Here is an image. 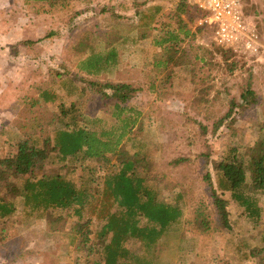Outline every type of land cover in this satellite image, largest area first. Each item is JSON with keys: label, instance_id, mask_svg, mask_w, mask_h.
Listing matches in <instances>:
<instances>
[{"label": "rangeland", "instance_id": "rangeland-1", "mask_svg": "<svg viewBox=\"0 0 264 264\" xmlns=\"http://www.w3.org/2000/svg\"><path fill=\"white\" fill-rule=\"evenodd\" d=\"M54 1L57 3L53 6H31L26 0H0V156L14 151L17 138L31 134L32 130L24 125L32 109L49 114L57 111L59 104H69L73 99L69 92L77 91L78 82L88 77L78 70L79 60L91 50L102 51V36L118 28V63L102 74L138 86L128 101L138 113L129 112L136 116L130 135L137 142L136 149H128L129 154L141 147L142 175L147 180H167L174 185V189H162L153 183L160 197L176 189L183 192L180 224L162 234L153 250L142 251L144 256L151 259L150 264H264V195L259 196L261 215L255 227L227 194H222L228 200L230 227L226 229L217 222L203 180L207 170L214 178L211 164L230 146L243 150L262 134L258 125L264 122V0H242L245 16L261 45L259 60L252 62L236 58L231 52L223 60L213 49L210 28L199 27L200 16L188 0H153L162 10L150 29L144 25L147 15L137 17L136 12L143 7L133 5L134 0ZM176 23L183 29L188 27L189 32L187 36L179 34L182 41L174 46V58L182 53L181 62L168 64L172 68L168 75L167 69H152L153 54L163 53L152 40L159 39L163 29L177 31ZM138 24L143 32H149L147 37H139ZM80 33L89 38L90 47L86 53L73 56L70 44ZM230 62L234 66L231 71ZM165 74L168 80L160 81ZM39 85L53 91L57 98L53 102L39 101L28 109L38 96ZM246 85L256 94V102L243 111L235 108L232 118L223 119V124L214 129L215 120L227 112L229 103L240 102L239 94ZM83 101L86 118H101L105 126L114 124L108 114L111 108L107 112L104 109L111 101L97 98L89 102V97ZM177 157L185 160L170 162ZM89 161L91 165H102L98 160ZM62 164L52 165V171L64 172L69 165ZM156 173L160 179H154ZM79 175V168L67 174L74 182H78ZM14 201L15 212L0 221V264H83L78 256L85 251L75 250V240L71 239L74 232L69 228L83 221L85 212L78 219L71 210L63 211L62 229L49 231L44 219L22 208L20 198ZM197 212L211 220L210 228L196 231L191 227L188 221ZM90 238L93 241L94 235ZM131 248L141 249L136 242Z\"/></svg>", "mask_w": 264, "mask_h": 264}, {"label": "trees", "instance_id": "trees-1", "mask_svg": "<svg viewBox=\"0 0 264 264\" xmlns=\"http://www.w3.org/2000/svg\"><path fill=\"white\" fill-rule=\"evenodd\" d=\"M26 2L31 6H53L57 3L54 0ZM133 5L143 7L136 13L142 19L147 15L144 25L148 29L151 23L158 20L162 10V6L153 0H134ZM194 10L200 17L205 14L197 8ZM176 25L177 31L163 29V35L152 40L163 50L162 54H153L152 69L157 72L167 69L169 75L172 68L167 67L168 64L181 62L182 53L174 58V46L182 41L179 34L187 36L189 28ZM136 28L141 30L140 38L149 35V32H143L140 24ZM106 33L102 36L104 49L98 52L91 50L79 60L78 70L88 77L78 82L77 91H67L70 96L73 94L67 106L59 104L58 110L49 114L35 113L30 105L39 101L53 102L57 98L44 85L37 86L38 96L28 105L32 114L27 116L24 125L32 130L31 134L17 138L14 151L0 156V221L15 212V198L21 199L24 210L44 219L49 231L62 229L60 218L63 211L71 210L78 219H82L85 212L84 220L76 221L69 228L70 232H74L71 239L75 240V250L85 251L78 256L83 264H150L151 259L142 251L153 250L162 234L180 224L183 192L176 189L172 194L160 197L159 188L153 183L162 189H174V185L167 180H161L162 183L160 180H147L142 175L144 155L140 152L141 147L129 154L128 149L137 146V142L130 135L136 116L129 114L133 109L128 101L138 86L103 76V72L118 63V43H115L121 36L118 28ZM88 41L85 33L75 36L70 44L72 55L86 53L90 47ZM212 43L214 51L227 60L230 51ZM233 67L230 62L228 69L231 71ZM167 74L160 81L168 80ZM55 75L59 77L58 72ZM85 97H89V102H95L97 98L111 101L104 109L107 112L111 108L108 114L114 124L105 126L101 118H86L81 108ZM239 98L240 102H230L227 112L215 120L214 129L223 124V119L232 118L235 108L243 111L256 102V94L248 85L243 87ZM134 114L138 113L134 111ZM258 127L262 133L258 140L249 143L243 150L230 146L218 161L211 164L214 178L208 170L203 175L217 222L226 229L230 227L226 209L228 200L222 194H227L240 208V214L253 226L256 227L260 220L258 202L259 196L264 195V122H260ZM128 141H131L129 145ZM88 160H98L102 165H91ZM184 160L177 157L170 162L178 164ZM60 163L69 167L61 173L53 172L51 166ZM76 168L80 170L78 182L67 176ZM158 177L156 173L154 179ZM98 179L101 181L96 182ZM201 212L194 213L193 219L188 221L196 231L210 228L211 220ZM91 234L94 235L93 241ZM135 242L140 251L131 248Z\"/></svg>", "mask_w": 264, "mask_h": 264}, {"label": "built area", "instance_id": "built-area-1", "mask_svg": "<svg viewBox=\"0 0 264 264\" xmlns=\"http://www.w3.org/2000/svg\"><path fill=\"white\" fill-rule=\"evenodd\" d=\"M205 14L199 17V25L211 30L212 41L229 50L236 58L247 62L260 58V42L253 25L244 13L242 0H188Z\"/></svg>", "mask_w": 264, "mask_h": 264}]
</instances>
